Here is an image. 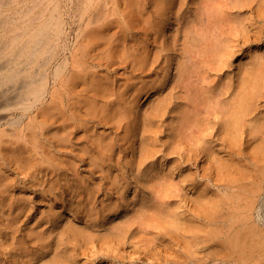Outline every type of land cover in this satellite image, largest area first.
I'll return each mask as SVG.
<instances>
[{
	"label": "bare ground",
	"instance_id": "obj_1",
	"mask_svg": "<svg viewBox=\"0 0 264 264\" xmlns=\"http://www.w3.org/2000/svg\"><path fill=\"white\" fill-rule=\"evenodd\" d=\"M222 1L0 0V108L37 106L0 153L42 173L0 167V264H264V50Z\"/></svg>",
	"mask_w": 264,
	"mask_h": 264
},
{
	"label": "rangeland",
	"instance_id": "obj_2",
	"mask_svg": "<svg viewBox=\"0 0 264 264\" xmlns=\"http://www.w3.org/2000/svg\"><path fill=\"white\" fill-rule=\"evenodd\" d=\"M186 1V0H185ZM222 1V0H221ZM224 1V0H223ZM222 1V2H223ZM227 1V0H226ZM246 1V0H245ZM243 1L242 3H243V5H245L244 7H242L243 8V10L245 9V8H248L249 6H253V9H252V11L254 12L253 14L255 15V25H253L252 26V28H251V30H250V32L248 33V32H246V35L248 36V37H246V35L244 36L243 34L244 33H241V36L239 35V38L237 39L238 41H239V45H240V50H244L243 51V54H244V56L242 55L241 56V59H244V58H247L248 56H249V54H250V50H253V49H261V50H264V16H263V14L261 15V16H259V17H256V15L258 16V13H259V8H263L264 6V1L263 0H254V1H252V2H250L249 1V3H251V4H249L248 3V1ZM261 1H263V3L261 2ZM228 2V1H227ZM73 2H71V4H69V6L71 7V5L73 6V4H72ZM224 3V2H223ZM262 4L260 7H259V5L258 4ZM258 6H257V5ZM226 5H227V7H226ZM229 5L231 6L232 4L231 3H229ZM229 5L228 4H225V6L224 7H226L225 9L226 10H228L229 9ZM249 5V6H248ZM256 5V6H255ZM68 6V7H69ZM186 7H187V9H190L191 7H189V3H187L186 4ZM241 7V6H240ZM257 7H259V8H257ZM257 8V9H256ZM63 9H65V7L63 8ZM193 9V8H192ZM257 12V13H256ZM71 17L72 16H70V17H67V22H68V24H66V26L68 27V28H70V27H72V29H69V30H71L70 32L72 33L71 35H69V38H68V40L70 41H68V43H70V45H73L74 43H73V41L75 42V35H76V30L74 29L75 27H76V23L74 22V20H73V18L71 19ZM75 19V18H74ZM73 20V21H72ZM74 26V27H73ZM254 26H255V28H254ZM261 27H262V31L260 30L261 29ZM249 31V30H248ZM259 31H260V33H259ZM75 34V35H74ZM254 34L256 35V36H254ZM258 35H259V37H258ZM244 36V37H243ZM240 37H241V40H240ZM71 38V39H70ZM242 38H244V40L242 39ZM246 38L248 39V41H246ZM261 38V39H260ZM236 39V38H235ZM243 40V41H242ZM256 40V41H255ZM253 41V42H252ZM246 42V43H245ZM250 44V45H249ZM262 44V45H261ZM245 46V47H244ZM251 46H253V47H251ZM247 47V48H246ZM250 47V48H249ZM253 48V49H252ZM249 50V51H248ZM246 51H247V55L245 54L246 53ZM264 52V51H263ZM235 59V58H234ZM232 60V59H231ZM124 64H125V66H126V64H127V60L124 62ZM207 65V68L208 69H210L212 66L211 65H208V64H206ZM122 69H121V68ZM120 67H119V71H122V72H126L127 71V69L124 67V66H122V65H120ZM227 69V70H226ZM231 69V67H226L224 70L225 71H228V70H230ZM37 106H32L31 108H29V109H27L26 111H23V109L22 108H20V107H18V106H11V107H9V108H0L1 110H0V116L1 115H5V114H17V115H21L22 114V112L24 113V114H22V118L20 119V121L18 122V124H16V125H14V124H9V123H3V119H2V128H5L8 132H15L16 130H20L21 128H25V131H26V133L29 131V129H28V126H27V124H28V122H29V119H31L30 118V116L31 115H33L35 112H37V108H36ZM36 114V113H35ZM12 116V115H11ZM32 127V126H31ZM31 132V134L30 135H32V131H30ZM39 136L41 137V138H43L44 137V135L43 134H39ZM22 145H27V146H30L31 148H33L34 149V140H33V138L29 141V142H27V141H23V143H22ZM18 146V145H17ZM39 149L37 150V151H39V153H42L41 151L42 150H44L45 148L44 147H38ZM16 153H13V151H11V150H9L7 153H8V155L7 154H1L0 153V167L1 168H4V169H7L8 170V173L9 174H11V176H13L14 177V180H15V182H16V185H24V186H30V185H32V184H34V183H36V182H38L39 181V179L37 178V177H41L42 176V173H40V174H36V173H34L32 170L30 171L29 170V168H27L28 166L25 164V161L23 160H21L20 158H19V156L17 155L18 154V150L17 149H15L14 150ZM23 166H25L24 167V169L25 170H23ZM263 214H264V211H263ZM263 217H264V215H263ZM263 220V221H262ZM263 223V224H262ZM260 225H262L263 227H264V218L263 219H261V221H260Z\"/></svg>",
	"mask_w": 264,
	"mask_h": 264
}]
</instances>
